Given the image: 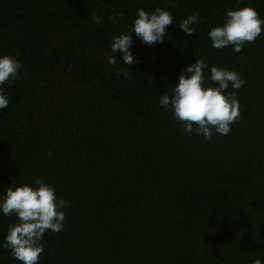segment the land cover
<instances>
[{
  "label": "trees",
  "instance_id": "1",
  "mask_svg": "<svg viewBox=\"0 0 264 264\" xmlns=\"http://www.w3.org/2000/svg\"><path fill=\"white\" fill-rule=\"evenodd\" d=\"M264 17V0H244ZM238 0H0V54L22 71L0 110V194L40 178L68 202L38 264H253L264 258V32L240 52L208 37ZM174 23L135 63L112 36L137 9ZM199 12L196 32L178 23ZM98 15L100 24L92 17ZM114 17L115 19H110ZM236 70L240 118L211 140L184 131L159 97L194 59ZM116 59L122 63L121 55ZM210 81V72L205 69ZM51 152L52 155H48ZM16 218L0 214V242ZM0 264H22L0 248Z\"/></svg>",
  "mask_w": 264,
  "mask_h": 264
},
{
  "label": "clouds",
  "instance_id": "2",
  "mask_svg": "<svg viewBox=\"0 0 264 264\" xmlns=\"http://www.w3.org/2000/svg\"><path fill=\"white\" fill-rule=\"evenodd\" d=\"M238 3L240 6L225 11L222 23L210 26L208 37L213 48L222 50L231 46L233 52H240L246 43L254 42L264 32V17L256 7L244 0H238ZM92 20L97 25L101 23L98 15ZM173 23L174 17L166 8L137 9L131 28L112 36L110 50L113 55L107 58V62L112 66L135 63L131 51L132 33L151 47L164 42L167 27ZM199 23V12H194L180 20L178 25L190 36L196 32L195 26ZM117 53L121 55L122 63L117 61ZM22 68L23 64L16 56L0 54V110L7 108L10 102L4 86L14 83ZM205 69L210 72L211 82L206 80ZM244 83L236 70L209 66L205 58L200 57L185 66L171 93L159 97V104L172 113L185 132L211 140L214 134L227 135L240 118L237 93ZM67 204L56 195L52 184L40 178L32 183L14 181L0 194V214L16 218L15 223L8 225L0 248L9 250L22 264H38L44 251L45 233L64 230ZM253 264H264V258L257 257Z\"/></svg>",
  "mask_w": 264,
  "mask_h": 264
}]
</instances>
